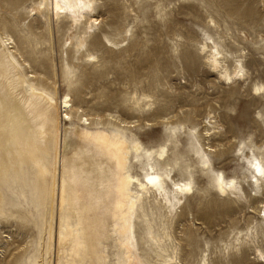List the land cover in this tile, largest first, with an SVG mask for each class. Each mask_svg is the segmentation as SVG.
Wrapping results in <instances>:
<instances>
[{
	"label": "rangeland",
	"instance_id": "1",
	"mask_svg": "<svg viewBox=\"0 0 264 264\" xmlns=\"http://www.w3.org/2000/svg\"><path fill=\"white\" fill-rule=\"evenodd\" d=\"M30 5V0H0V39L6 33L13 38L9 50L19 76L29 63L49 79L56 100L67 96L72 119L64 126L84 116L90 122L84 126L93 132L122 133L145 148L163 145L165 158L154 160V168L173 166L171 177L190 180L188 211L167 223L177 247L175 264H198L203 254L209 264H264L255 250L264 253L259 219L264 195L249 186L253 158L264 164V96L252 91L254 84H264L261 0H96L95 35L102 43L88 40L86 49L95 56L89 61L72 51L63 33L52 41L28 14ZM211 41L229 54V66L241 60L243 79L226 84L212 72L198 50L201 42ZM44 156L52 169L54 156ZM131 170L143 179L137 162H131ZM37 171L31 161L0 178V264H58L55 247L46 251L47 225L58 214L40 205L33 183ZM219 171L234 178L242 193L217 195L211 175ZM255 230L258 236L250 246L224 251L237 232L254 235ZM101 252L102 262L94 264L118 261L115 243H103Z\"/></svg>",
	"mask_w": 264,
	"mask_h": 264
},
{
	"label": "bare ground",
	"instance_id": "2",
	"mask_svg": "<svg viewBox=\"0 0 264 264\" xmlns=\"http://www.w3.org/2000/svg\"><path fill=\"white\" fill-rule=\"evenodd\" d=\"M30 2L28 14L49 31L52 41L57 33H63L73 52H82L88 61L95 57L86 47L90 38L92 43H102L101 37L95 35L99 24L96 0ZM261 3L264 7V0ZM209 23L216 25L213 20ZM104 40L111 42L106 35ZM0 43L3 45L0 44V178L10 170L16 172L24 163L32 161L37 165L33 183L40 205L53 207L58 214L57 221L47 225L46 251L50 246L55 247L58 264L101 263V247L108 242L118 248L116 264L178 262L177 247L173 245L167 223L173 217L179 218L183 210L188 211L185 200L193 189L190 180L171 177L173 166L162 165L163 171L154 168V160H164L165 146L145 148L122 133L93 132L84 126L90 124L84 116L74 126L65 127V122L72 119L67 96L61 95L56 100L49 91V79L34 72L29 63L25 65L28 70L24 77L19 76V66L9 50L14 48L13 38L6 33ZM198 50L205 54L212 72L218 73L224 83L243 79L246 71L241 60H233L232 67L229 66V54L216 42H201ZM51 85L58 89L57 81ZM252 91L264 96V84H254ZM215 128L217 124L210 130ZM47 152L54 156L52 169L44 164ZM245 159L251 162L248 155ZM252 161L249 186L264 195V164L258 158ZM131 162L142 166L145 172L142 180L133 174ZM211 176L217 195L242 193L234 178L227 179L220 171ZM259 219L264 223V200ZM247 231L237 232L231 244L224 245V251L250 246L258 233ZM190 236L191 233L185 235ZM255 250L264 259L262 250L258 247ZM198 264H209L208 255H201Z\"/></svg>",
	"mask_w": 264,
	"mask_h": 264
}]
</instances>
